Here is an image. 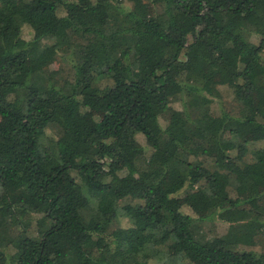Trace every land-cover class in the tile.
<instances>
[{
  "label": "trees",
  "instance_id": "1",
  "mask_svg": "<svg viewBox=\"0 0 264 264\" xmlns=\"http://www.w3.org/2000/svg\"><path fill=\"white\" fill-rule=\"evenodd\" d=\"M263 57L264 0H0V264H264Z\"/></svg>",
  "mask_w": 264,
  "mask_h": 264
},
{
  "label": "rangeland",
  "instance_id": "2",
  "mask_svg": "<svg viewBox=\"0 0 264 264\" xmlns=\"http://www.w3.org/2000/svg\"><path fill=\"white\" fill-rule=\"evenodd\" d=\"M29 35H30V31L27 28H24L22 30V37L24 39H28L29 38ZM61 68H62V65H61V63L59 62L58 59H55L54 62H53V64L50 67V69H53V70H57V69H61ZM219 92L223 95V98L229 99V97H230V90L228 88H226V87H220L219 88ZM250 139L253 142V145L251 146L252 149H256V148H259L261 146V145H259L260 143L256 142V140L254 139V137H250ZM143 149L146 150V148L144 147L143 143L140 140H137L136 150L142 152ZM141 152H138V153H141ZM80 203H84V201H80ZM202 210L203 209L201 207L195 209V211H197V212H200ZM184 212L191 214V212L188 209H186V208L184 209ZM225 227L226 226L223 225V224L215 223L211 227L210 235L211 236H217V235L222 234L224 232Z\"/></svg>",
  "mask_w": 264,
  "mask_h": 264
}]
</instances>
